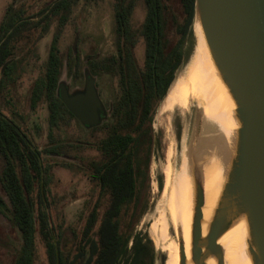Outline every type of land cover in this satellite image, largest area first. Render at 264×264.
Segmentation results:
<instances>
[{
    "label": "trees",
    "instance_id": "1",
    "mask_svg": "<svg viewBox=\"0 0 264 264\" xmlns=\"http://www.w3.org/2000/svg\"><path fill=\"white\" fill-rule=\"evenodd\" d=\"M25 1L12 0L0 21V87L18 69L16 56L32 51L52 19L63 24L72 2L51 0L27 14ZM136 2L113 0L114 53L86 57L96 87L113 84L109 110L104 104L98 125L80 124L58 96L64 68L74 80L82 75L79 53L70 48L62 54L56 37L50 43L43 73L30 88L33 110L43 101L47 103L49 140L55 144L50 153L90 151L89 155L75 153L78 162L70 164L90 185L79 227H64L56 218L51 222L41 185L50 181L53 165L45 164L38 147L0 112V187L5 197L0 195V212L20 237L13 264H33L37 241L44 247L48 264H154L157 252L135 226L146 207L143 190L154 139L152 117L183 62L182 46L191 30L194 0H142L144 18L133 26ZM140 43L141 62L135 54ZM71 123L79 130L67 141L54 135L53 129L60 132ZM67 231L71 239L64 237Z\"/></svg>",
    "mask_w": 264,
    "mask_h": 264
},
{
    "label": "water",
    "instance_id": "2",
    "mask_svg": "<svg viewBox=\"0 0 264 264\" xmlns=\"http://www.w3.org/2000/svg\"><path fill=\"white\" fill-rule=\"evenodd\" d=\"M194 23L232 102L235 128L200 139L206 121L195 107L186 157L192 190L189 240L186 248L178 228V264H224L220 241L240 222L246 226L251 264H264V0H194L191 31ZM95 80L86 67L82 90L70 93L58 83L64 106L87 127L98 125L105 109ZM219 136V146L208 147ZM214 158L222 179L207 214L204 170Z\"/></svg>",
    "mask_w": 264,
    "mask_h": 264
},
{
    "label": "rangeland",
    "instance_id": "3",
    "mask_svg": "<svg viewBox=\"0 0 264 264\" xmlns=\"http://www.w3.org/2000/svg\"><path fill=\"white\" fill-rule=\"evenodd\" d=\"M11 1L0 0V21ZM27 1H25L24 7L28 14L37 12L44 3L51 0H34L29 3ZM112 6L113 0H72L63 24L59 22L58 18L52 19L47 31L35 40L32 51L27 54L23 53L21 56L18 55L22 63L12 74L11 79L7 80V82L5 81L3 83L4 86L0 88V107L5 111L12 112L19 121L22 122V119L24 120V123L29 128V136L36 145L42 146L47 141L48 112L44 104H39L34 110H30L28 105L29 89L33 81L42 74L52 39L56 37L57 46L62 54H65L68 49L72 48L75 40L74 51L80 54L82 76L74 80L72 76H68L66 68H64L60 76V82L67 87L70 93L82 90L84 86V72H86L87 67L85 55L107 56L114 53ZM144 11L145 8L142 0H137L131 16L133 26L141 24L144 18ZM193 45L194 38L190 30L183 42V62L176 74L183 69ZM135 54L138 61L141 62L143 59V46L141 43L136 47ZM111 85H113L112 82H107L106 84H102L100 88L97 87L101 95L100 99L105 104L107 111L110 106V101H107L111 96L109 90ZM162 101L163 99L158 104L151 121L154 139L147 181L143 190L146 207L135 226L137 232L148 236L154 249L157 251L154 264H168L167 250L163 248L164 245H162L158 235L153 233L149 227L157 214L156 206L160 199L161 186L163 187L164 184V169L168 164L173 183L180 172L183 156L188 157V150L191 148L195 112L193 104H189L187 110L174 107L171 111H162ZM167 117H169L168 121ZM205 126L203 132L200 134V139H205L215 132L214 129L210 130L207 128V125ZM78 130L71 123L69 127L61 128L60 132L55 130V133L56 135L59 134V138L67 141ZM169 150L170 154L168 155ZM75 153L78 152L69 150L65 154H51L52 159L50 162L54 164L51 168L49 194L50 198L55 202L53 218L58 219L59 222H63L64 227L80 226L81 217L86 210L87 192L90 188L87 177L77 167L70 165L71 163L76 164L78 162ZM89 153V150L84 149L78 153V156L82 154L89 155ZM0 195L5 199L1 187ZM54 219H51V222ZM169 236H174L171 229H169ZM64 237L71 239L69 231L66 232ZM66 245H69L68 240H66ZM19 246L20 237L17 230L10 225L8 219L0 212V264H13L14 255ZM33 264H48L43 245L40 241L36 242Z\"/></svg>",
    "mask_w": 264,
    "mask_h": 264
},
{
    "label": "bare ground",
    "instance_id": "4",
    "mask_svg": "<svg viewBox=\"0 0 264 264\" xmlns=\"http://www.w3.org/2000/svg\"><path fill=\"white\" fill-rule=\"evenodd\" d=\"M192 33L194 38L192 51L183 69L176 74L169 86L163 98L161 110L171 111L174 107L187 110L189 104H193L201 111L207 128L210 130L214 129L222 135H227L229 131L235 128L232 116V102L220 81L197 23H194ZM168 119L169 117H167V121ZM220 140V136L211 139L208 147L211 148L215 144L219 146ZM219 165L217 158L205 164L204 205L206 207L205 213L207 214L210 213L222 179ZM161 188L160 199L156 206L157 214L149 227L153 233L158 235L162 245H164L163 248L167 250L168 264H178L177 232L179 228L187 248L192 207L191 179L187 171L186 156L182 158L180 172L173 183L171 181L170 167L168 164L166 165L164 169V184ZM169 229L173 231L174 236H169ZM246 238L247 231L243 222L235 225L222 237L220 243L223 249L224 264H251L247 253ZM210 264H214L212 260H210Z\"/></svg>",
    "mask_w": 264,
    "mask_h": 264
},
{
    "label": "flooded vegetation",
    "instance_id": "5",
    "mask_svg": "<svg viewBox=\"0 0 264 264\" xmlns=\"http://www.w3.org/2000/svg\"><path fill=\"white\" fill-rule=\"evenodd\" d=\"M5 12H6V10H5ZM4 15H5V13H4ZM3 15V16H4ZM24 38H22V39H20V41H21V43L19 44V49L20 50H22V48H23V46H24V44L22 43ZM52 42V41H51ZM49 52V51H48ZM19 56H21V55H23V52L22 53H20V54H18ZM18 55L16 56V58H17V60H18V63H17V66H19L21 63H22V60L18 57ZM79 56H80V54H79ZM87 57V55H85V59H87L86 58ZM20 59V60H19ZM47 59H48V53H47V58H46V61H47ZM45 61V62H46ZM45 64V63H44ZM44 67V66H43ZM44 69V68H43ZM42 69V73H43V70ZM12 73H14V71L12 72ZM39 77V76H38ZM37 77V78H38ZM36 78V79H37ZM9 79H11V78H9ZM9 79H5L3 82H7V80H9ZM35 79V80H36ZM34 80V81H35ZM33 81V82H34ZM2 82V83H3ZM33 84V83H32ZM32 84H31V86H32ZM4 85L2 84V86L1 87H3ZM31 86H30V88H31ZM0 87V88H1ZM29 92H30V89H29ZM63 103V102H62ZM41 104H44L45 106H46V109H47V112H48V108H47V103L45 102V101H43ZM28 105H29V108H30V110H33L31 107H30V100H29V98H28ZM64 105V104H63ZM66 108V107H65ZM0 112L3 114V115H5V117L7 118V119H10L12 122H14V124L16 125V126H18V128L20 129V131L21 132H23L26 136H27V138L31 141V143L34 145V146H37L38 147V149L41 151V155H42V157H43V160H44V162H45V164H48V165H50V164H54V163H51L50 161H51V159H52V156H51V153H50V151L52 150L51 148L52 147H54V142H51L49 139V132H50V125H49V121H48V118H47V122H48V132H47V141L45 142V144H43L42 146H38V145H36L34 142H33V140L31 139V137L29 136V133H28V127H27V125L24 123V120L22 119V122L24 123H22L21 121H19V119H17L16 117H15V115L12 113V112H10V111H5V110H3L1 107H0ZM70 112V111H69ZM71 113V112H70ZM72 114V113H71ZM53 132H54V135L56 134L55 133V129H53ZM48 149V151L47 152H45V151H42L43 149ZM49 185H50V181L49 180H47V181H44L43 182V184L41 185V186H43V189L45 190L44 192V194H45V200H43V202L44 203H47L48 204V206H49V208H48V213H49V217H50V220L52 219H54L53 218V216H54V211H55V206H54V204H55V202L50 198V194H49ZM38 186H40L39 184H38V182L36 181V183H35V188H37ZM41 188V187H40ZM35 201V200H34ZM5 216V215H4ZM6 217V216H5ZM7 219H8V217H6ZM8 221H9V219H8ZM9 223H10V225L12 226V224H11V222L9 221ZM53 223V222H52ZM55 224V223H54ZM13 227V226H12ZM44 248V247H43ZM47 259V258H46Z\"/></svg>",
    "mask_w": 264,
    "mask_h": 264
}]
</instances>
